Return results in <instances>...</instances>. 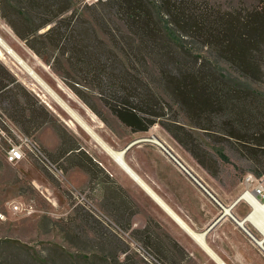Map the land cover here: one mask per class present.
<instances>
[{
	"label": "trees",
	"instance_id": "1",
	"mask_svg": "<svg viewBox=\"0 0 264 264\" xmlns=\"http://www.w3.org/2000/svg\"><path fill=\"white\" fill-rule=\"evenodd\" d=\"M74 6V0H0V17L47 64L51 65V59L46 52L53 50L58 54L55 60L65 58L76 73L99 77L111 97L106 104L132 132H148L160 123L210 175L217 176L213 166L218 162L196 143L192 131L166 117L167 107L172 106L157 88L190 119L196 122L208 116L214 122L212 119L219 118L223 136L234 138L246 151L264 154V93L227 76L217 66V61H225L244 78L264 84V0L254 8L233 10L214 7L208 0H106L94 4L102 8L95 13V23L78 14ZM113 17L124 26H118V32L107 27V20ZM96 22L105 24L103 32L109 42L99 36ZM71 87L96 112L77 88ZM0 113L26 134L52 117L39 97L1 62ZM196 126L214 129L211 123ZM232 129H259V133L245 135ZM71 140L73 144L66 143L61 154L75 157L74 164L103 185L104 203L114 206L112 213L130 226L124 189ZM259 164L263 176L264 161ZM136 231L146 243H154L148 227ZM168 238L184 256L180 244ZM15 243L12 245H19ZM108 244L112 250L69 252L58 246L51 254L60 255L63 264H139L121 242L112 239ZM3 248L10 246L7 243ZM120 252L127 253L123 260ZM159 252L164 254L163 247ZM33 263L59 264L57 258H43L38 252H32L27 264Z\"/></svg>",
	"mask_w": 264,
	"mask_h": 264
},
{
	"label": "rangeland",
	"instance_id": "2",
	"mask_svg": "<svg viewBox=\"0 0 264 264\" xmlns=\"http://www.w3.org/2000/svg\"><path fill=\"white\" fill-rule=\"evenodd\" d=\"M200 1L203 2L204 0ZM208 1L212 6L226 10L239 7L254 8L261 3V0ZM74 2V10L85 18L93 20V22L95 13L102 11L101 6L84 5L82 0H74ZM106 23L107 27L116 32H118V26L124 27L116 17H113V20L112 18L107 20ZM97 24L95 27L99 36L109 42L108 36L103 32L105 24L104 26ZM0 35L24 61L23 64L28 65L33 70L35 75L30 74L24 66L18 63L19 61L3 49L0 62L6 65L28 89L33 91L52 113V117L40 129H35L27 135L33 137L40 144L51 160L59 164L65 175L64 179L61 180L35 159L11 165L6 161L5 152L0 148V264H5L7 260L12 258H16V264L31 263L32 252H38V255L43 258H57L59 264H63L60 255L53 252L51 254L52 248L61 246L69 252L82 251L84 253L100 252L104 248L109 251V249L112 250V247L108 242L112 239L121 242L123 247L127 249V253L139 264H148L143 256L128 243L130 239L126 233H129L145 248L147 251L145 255L155 264H176V261H182L183 256L172 247L170 239L167 238V231L156 226L152 214L140 212L139 201L143 200L145 203L144 199L122 193L125 203L127 205L131 203L129 207L131 210L133 209L134 213L131 225L127 226L125 219L121 220L112 213L111 210L114 206L112 207L107 201L104 203L102 184L99 183V186L91 185L88 176L85 181L83 172L74 166L75 157H62L63 146L66 143L73 144L71 140L73 139L83 151L89 153L93 160L98 161L107 169L113 172L119 167L92 135H89L72 119L58 100L74 109L107 144L116 150H123L128 144L139 138L156 136L162 142L166 140L173 144L180 154L185 158L193 159L198 165L193 155L178 143L160 123L153 125L148 132H132L106 104V99L111 97L109 91L105 90V87L103 88L99 77L76 73L68 65L65 58L55 60L58 54L53 50L46 52V55L51 59V65L47 64L29 49L26 43L14 33L1 17ZM206 55L209 54L206 52ZM217 66L227 76L264 93V84L244 78L229 63L217 61ZM70 85L77 88V91L83 95L96 112L75 93ZM154 87L156 88V84ZM101 89H104L105 93ZM157 91L172 106V109L167 107L166 117L177 119L178 123L192 131L197 139L196 143L198 142L201 147L210 151L214 156L218 163L217 166L212 165H214L217 176L210 175L206 170L202 171L211 176V185L224 202L227 205L233 204L244 193V177L248 173L260 177L259 170L263 167L259 161H264V154L258 151L254 153L246 151L234 138L223 136L221 132L225 129H222L224 126L221 119L214 118L212 119L214 122H211V119L205 116L195 122L178 105L174 104L161 88H157ZM71 122H74V125ZM197 123L205 125L211 123L214 129H201L196 126ZM232 130L245 135L259 133V129ZM171 151L176 155L175 151L172 149ZM209 162L212 163L211 160ZM199 168L201 169L200 166ZM71 189L87 191L93 204L107 214L123 231L112 224H105L91 211L77 203ZM16 204L22 207L20 211H14L13 205ZM147 208L151 209L149 203H147ZM250 209L251 207L244 201L236 208L242 214L247 213ZM129 213L132 217L133 213L130 211ZM126 215L128 216L127 213ZM145 219L147 221L146 227L150 229L154 243H146L142 233L136 231L138 229L144 230L146 227L133 226L134 222L140 225ZM255 234L262 238V234L257 230ZM161 239L164 240L162 246ZM16 241L19 245L15 247L12 243ZM7 243L10 248L4 249L3 247ZM162 247L164 254L159 252ZM2 250L3 252H1ZM127 253L120 252L121 260L125 258ZM183 264L196 263L194 260H186Z\"/></svg>",
	"mask_w": 264,
	"mask_h": 264
},
{
	"label": "crops",
	"instance_id": "3",
	"mask_svg": "<svg viewBox=\"0 0 264 264\" xmlns=\"http://www.w3.org/2000/svg\"><path fill=\"white\" fill-rule=\"evenodd\" d=\"M164 143L175 151L177 157L190 172L185 170L160 145L150 141L137 142L125 153V162L136 177L128 173L123 166L118 165L116 171L112 172L98 161H93L98 163L111 180L116 181L130 196H139L144 199L145 203L143 200L139 201L140 212L152 214L156 226L164 228L168 233L167 238L171 237L185 251L181 258L182 261H176V264H183L186 260H194L196 264H264L263 248L247 232L249 230L255 233L256 229L250 223H246L248 229L238 222L249 213L248 211L242 214L236 210L244 200L241 199L234 205L236 199L233 204L227 205L212 187L211 176L203 173L202 170L205 169L199 164L197 165L193 159L185 158L173 144L166 140ZM86 153L89 155L88 152ZM63 156L69 157V153H65ZM74 166L83 172L85 181L88 176L91 185L99 186V181L92 179L82 166L76 164ZM139 179L178 218L173 216L140 183ZM109 180L107 185H110ZM102 189L104 190L103 185ZM244 202L249 205L246 201ZM147 203L151 205V209L147 208ZM128 204L131 205V203ZM129 205H127L129 208L127 210L128 217L131 215L129 211L133 213V209L131 210ZM228 207L231 209V214L226 213ZM135 211L137 212V210ZM133 217L134 213L130 222ZM142 224L134 222L133 226L146 227V219Z\"/></svg>",
	"mask_w": 264,
	"mask_h": 264
},
{
	"label": "built area",
	"instance_id": "4",
	"mask_svg": "<svg viewBox=\"0 0 264 264\" xmlns=\"http://www.w3.org/2000/svg\"><path fill=\"white\" fill-rule=\"evenodd\" d=\"M84 5H94L106 0H82ZM0 148L5 152L6 161L11 165H17L22 161L37 160L44 168L53 173L56 177L61 180L64 179V171L59 167L58 163L51 160L48 153L40 146V144L33 139V137L27 135L17 126L11 119L5 114L0 113ZM244 191L253 193L257 199L264 203V175L256 176L252 173H248L244 177ZM72 195L77 200V203L81 204L95 216L100 218L105 224H112L119 230H122L117 224H115L107 214L103 213L89 197L87 191H80L78 189H71ZM241 197V196H240ZM247 202V200H244ZM248 203V202H247ZM21 206L16 204L13 205L14 211H20ZM123 231V230H122ZM248 234L255 239L257 236L254 232L247 230ZM129 237L128 243L133 249L138 251L141 256L145 259L148 264H155L149 257L145 255L147 251L145 248L138 243L129 233H126ZM263 250L264 247L262 246Z\"/></svg>",
	"mask_w": 264,
	"mask_h": 264
},
{
	"label": "bare ground",
	"instance_id": "5",
	"mask_svg": "<svg viewBox=\"0 0 264 264\" xmlns=\"http://www.w3.org/2000/svg\"><path fill=\"white\" fill-rule=\"evenodd\" d=\"M2 49L4 51H6L10 56H12L13 58H15V60L19 61L18 63H20L22 66H24L27 71L31 74L35 73L32 71V69L26 65L23 64L24 62L22 61V59L13 51V49L11 48L10 45H8L3 37H1L0 35V55L3 53ZM24 68V69H25ZM59 103L61 104V106L70 114V116L72 117V119L78 124L80 125L89 135H92V137L96 140V142L106 151V153L108 155H110V157L120 166H123L126 171L129 172L132 176L136 177L135 174L132 172V170L127 166L126 162H125V155H124V149L123 150H116L114 148H112L109 144H107L93 129V127L91 125H89L85 120H83L79 114L72 109L71 107H69L68 105H66L65 103L61 102L60 100H58ZM72 125H74V122H71ZM146 139L145 141H150V142H155L158 143V141H161L159 138H157L156 136H152L150 138H143ZM140 183H142L146 189L154 196L156 197L161 204H163L172 214L173 216H175L176 218H178L156 195L155 193L144 183L139 179ZM241 199L243 200H247V202L249 203L251 209L249 211V213H247V215L245 216L244 219V225H246V223H250L258 232H260L262 234V238H259V244L260 246L264 247V203L261 202L259 199L256 198V196L253 193H248L245 192L241 194ZM233 206V205H232ZM231 206V208H232ZM230 207H228L226 209V213L231 214V209H229Z\"/></svg>",
	"mask_w": 264,
	"mask_h": 264
},
{
	"label": "water",
	"instance_id": "6",
	"mask_svg": "<svg viewBox=\"0 0 264 264\" xmlns=\"http://www.w3.org/2000/svg\"><path fill=\"white\" fill-rule=\"evenodd\" d=\"M14 51V50H13ZM24 62V61H23ZM33 71V70H32ZM146 139H143V138H139V139H137V140H134L133 142H131L129 145H127L125 148H124V155H125V153H126V151L133 145V144H135V143H137V142H144ZM158 145H160L164 150H166L175 160H177V162L185 169V170H187L188 172H190L189 171V169L187 168V166L171 151V149L164 143V142H162V141H158V143H157ZM128 172H129V170H128ZM137 179V178H136ZM239 200H241V197H239L236 201H235V203H234V205L239 201ZM230 209V208H229ZM239 222V224H241L242 226H244L245 228H248V226L247 225H244V222H245V220H239L238 221ZM249 229V228H248ZM258 239H259V237H255V240L259 243V241H258Z\"/></svg>",
	"mask_w": 264,
	"mask_h": 264
}]
</instances>
